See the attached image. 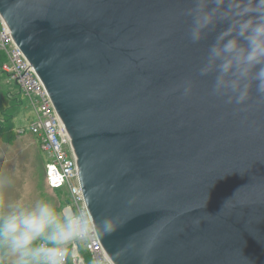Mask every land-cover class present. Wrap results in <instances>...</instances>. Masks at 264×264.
Masks as SVG:
<instances>
[{
  "label": "water",
  "instance_id": "95a60500",
  "mask_svg": "<svg viewBox=\"0 0 264 264\" xmlns=\"http://www.w3.org/2000/svg\"><path fill=\"white\" fill-rule=\"evenodd\" d=\"M191 0H0L70 138L113 264H264V99L211 95ZM192 91L183 95V84Z\"/></svg>",
  "mask_w": 264,
  "mask_h": 264
},
{
  "label": "clouds",
  "instance_id": "9594fccd",
  "mask_svg": "<svg viewBox=\"0 0 264 264\" xmlns=\"http://www.w3.org/2000/svg\"><path fill=\"white\" fill-rule=\"evenodd\" d=\"M187 37L199 43L214 33L198 68L213 77L211 95L226 104L247 106L253 90L264 99V0H191L185 11ZM192 91L183 84V95ZM0 179V184L6 183ZM0 214V251L10 264H84L78 242L109 233L113 221H96L77 205L71 211L45 199L18 200ZM67 207V206H66ZM91 264H113L110 255H95Z\"/></svg>",
  "mask_w": 264,
  "mask_h": 264
},
{
  "label": "built area",
  "instance_id": "2783aa9c",
  "mask_svg": "<svg viewBox=\"0 0 264 264\" xmlns=\"http://www.w3.org/2000/svg\"><path fill=\"white\" fill-rule=\"evenodd\" d=\"M0 54L5 58L0 64V71L17 85L33 111L34 121L29 125L28 132L36 137L40 149L48 155L46 177L49 186L52 189L63 190L66 194V203L63 206L65 211H71L79 205L85 214H88L78 180L76 158L70 138L42 82L15 45L8 27L1 18ZM25 131L17 129L19 134H25ZM82 242L83 250H80L78 246V252L84 264L87 262L91 264L95 255L105 253L95 234ZM66 264H71V260H67Z\"/></svg>",
  "mask_w": 264,
  "mask_h": 264
},
{
  "label": "rangeland",
  "instance_id": "374dc122",
  "mask_svg": "<svg viewBox=\"0 0 264 264\" xmlns=\"http://www.w3.org/2000/svg\"><path fill=\"white\" fill-rule=\"evenodd\" d=\"M0 94L6 100V109L0 118V179L7 180L0 184V212H6V206L18 200L30 204L45 199L63 208L66 194L49 186L46 177L48 155L40 149L36 137L28 132L34 114L27 98L2 73ZM18 128L26 130L25 134H19ZM78 246L83 250L82 241ZM2 258L5 264L13 259L0 254V264Z\"/></svg>",
  "mask_w": 264,
  "mask_h": 264
},
{
  "label": "trees",
  "instance_id": "16d2710c",
  "mask_svg": "<svg viewBox=\"0 0 264 264\" xmlns=\"http://www.w3.org/2000/svg\"><path fill=\"white\" fill-rule=\"evenodd\" d=\"M4 60H5L4 56L2 54H0V64L3 63ZM0 73H2V72L0 71ZM5 78H6V76H5ZM4 98H2V94H0V118H1L2 114L4 113V111L6 109V100ZM12 132H14V131H12ZM53 190L59 191L58 189H53ZM61 192H62V190H60V193ZM63 193H64V191H63ZM0 213L2 214V212H0ZM0 252H1L0 254H3L2 251H0ZM1 257H2V255H1ZM1 264H5L4 261H3V258H2V263Z\"/></svg>",
  "mask_w": 264,
  "mask_h": 264
}]
</instances>
